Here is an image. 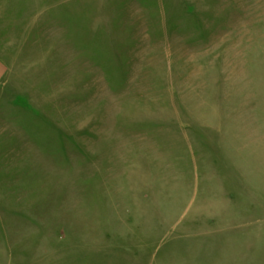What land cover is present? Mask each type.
I'll use <instances>...</instances> for the list:
<instances>
[{
  "label": "rangeland",
  "instance_id": "1",
  "mask_svg": "<svg viewBox=\"0 0 264 264\" xmlns=\"http://www.w3.org/2000/svg\"><path fill=\"white\" fill-rule=\"evenodd\" d=\"M0 264H264V0H0Z\"/></svg>",
  "mask_w": 264,
  "mask_h": 264
}]
</instances>
